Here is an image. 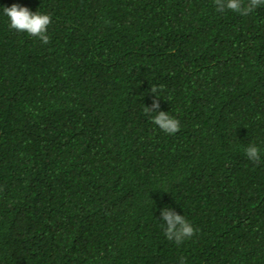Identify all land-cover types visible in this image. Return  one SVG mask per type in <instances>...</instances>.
<instances>
[{"label": "trees", "instance_id": "16d2710c", "mask_svg": "<svg viewBox=\"0 0 264 264\" xmlns=\"http://www.w3.org/2000/svg\"><path fill=\"white\" fill-rule=\"evenodd\" d=\"M13 4L50 43L10 29ZM166 206L196 229L179 245ZM181 259L264 264V5L0 0V264Z\"/></svg>", "mask_w": 264, "mask_h": 264}, {"label": "clouds", "instance_id": "9594fccd", "mask_svg": "<svg viewBox=\"0 0 264 264\" xmlns=\"http://www.w3.org/2000/svg\"><path fill=\"white\" fill-rule=\"evenodd\" d=\"M217 12L231 10L242 16L249 15L257 7L264 5V0H247V4L243 0H214ZM4 15L9 18V27L19 32H27L30 36L38 38L43 44L50 43V37L47 35L48 26L52 23L49 14H42L39 11L32 12L27 7L13 4L11 7H3ZM150 91L156 95L151 106H146L144 111L151 116L152 122L157 125L163 132L175 134L180 130V121L169 113L159 111V95H157V86L152 85ZM154 113V115H153ZM245 155L253 163L261 162L260 149L249 144L245 149ZM164 222V234L168 240L174 241L177 245L186 239H190L196 229L184 215H180L170 207H165L161 212ZM181 264L184 260L181 259Z\"/></svg>", "mask_w": 264, "mask_h": 264}]
</instances>
